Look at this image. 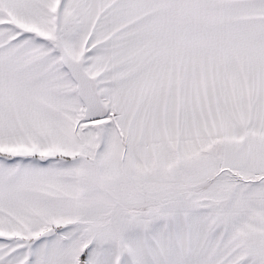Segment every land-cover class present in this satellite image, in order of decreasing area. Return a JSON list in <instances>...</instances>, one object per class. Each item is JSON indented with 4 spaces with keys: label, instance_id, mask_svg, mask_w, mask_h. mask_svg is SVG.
I'll return each mask as SVG.
<instances>
[{
    "label": "snow or ice",
    "instance_id": "snow-or-ice-1",
    "mask_svg": "<svg viewBox=\"0 0 264 264\" xmlns=\"http://www.w3.org/2000/svg\"><path fill=\"white\" fill-rule=\"evenodd\" d=\"M0 264H264V0H0Z\"/></svg>",
    "mask_w": 264,
    "mask_h": 264
}]
</instances>
